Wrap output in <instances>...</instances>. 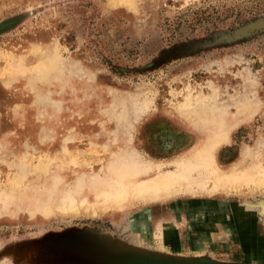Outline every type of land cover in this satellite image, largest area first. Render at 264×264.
Segmentation results:
<instances>
[{
	"label": "rangeland",
	"instance_id": "rangeland-1",
	"mask_svg": "<svg viewBox=\"0 0 264 264\" xmlns=\"http://www.w3.org/2000/svg\"><path fill=\"white\" fill-rule=\"evenodd\" d=\"M112 1L0 0V189L55 200L126 162L146 179L173 173L222 128V170L258 155L264 169V0ZM193 188L89 217L2 205L0 264H100V251L264 264V188Z\"/></svg>",
	"mask_w": 264,
	"mask_h": 264
},
{
	"label": "bare ground",
	"instance_id": "bare-ground-1",
	"mask_svg": "<svg viewBox=\"0 0 264 264\" xmlns=\"http://www.w3.org/2000/svg\"><path fill=\"white\" fill-rule=\"evenodd\" d=\"M116 1L118 4V0ZM122 1L124 3V0ZM113 4L115 5V3ZM129 6L133 7V4L130 3ZM49 56L50 54L48 52H44L42 58L38 59L35 63V66L42 63L47 69L48 67H46V65L47 62H49ZM13 61L17 60L15 59ZM24 71L15 69L12 73V77L14 78L22 75ZM193 114L195 119L201 122V124H207L214 120L204 115L205 112L204 114L198 115L199 112L195 111ZM228 135L229 131L226 128L220 129L217 136L209 140L201 151L199 150L196 153L195 150V154L193 152L191 153L194 155L188 158L186 157L185 159L183 158L184 160L181 163H177V161L176 163L179 166L177 171L173 173L160 174L154 178L146 179L143 176V170H146L145 168L148 167H144L140 164L137 166L134 164L135 162L133 163L134 165L126 162L127 166L113 169L111 172V174H113L109 176L106 181L97 179L98 182L97 180L94 182L92 178V185L90 186L89 183L85 184L84 180H82L83 183L80 181L81 183L78 184L79 191L77 195H75L76 192H73V194H69V192L62 193L55 200L50 197L32 199L30 197L27 198V196L22 193L17 194L13 188L11 190L0 189V208L2 205L8 206L10 212H13L14 210L10 208L15 209L24 202L25 205L22 210L31 217L37 214L45 218L47 217V219L53 215L89 217L99 214L104 215L120 211L123 212L131 208L135 202L155 203L166 201L178 195L181 191L191 190L195 185H197L198 188L199 186L205 188L209 182L213 184L210 195L217 193H237L241 191L242 188H248L249 186H252L253 189L264 188V169L255 173V169L261 167L260 165H262L263 162L260 155L255 156L252 166L245 169L242 166V162L233 165L229 170L226 169L227 171L222 170L218 166L215 156L216 151L220 144L228 141ZM141 163L144 164V162ZM194 172L197 173L196 178L193 176ZM77 186H75V189H77ZM3 214L8 217L11 216L9 213ZM160 228V226L157 227L156 231ZM153 238L160 240L161 236L155 233Z\"/></svg>",
	"mask_w": 264,
	"mask_h": 264
},
{
	"label": "trees",
	"instance_id": "trees-1",
	"mask_svg": "<svg viewBox=\"0 0 264 264\" xmlns=\"http://www.w3.org/2000/svg\"><path fill=\"white\" fill-rule=\"evenodd\" d=\"M100 255H98L99 257V263L100 264H169V263H166L164 261H157V260H150V259H145V258H131V257H128V258H124V259H115L113 261H111L110 259L108 258H103L102 254H101V251L98 252ZM106 259H108V261H106Z\"/></svg>",
	"mask_w": 264,
	"mask_h": 264
},
{
	"label": "water",
	"instance_id": "water-1",
	"mask_svg": "<svg viewBox=\"0 0 264 264\" xmlns=\"http://www.w3.org/2000/svg\"><path fill=\"white\" fill-rule=\"evenodd\" d=\"M122 247H124V249L131 253V254H137V255H147L146 251H143L142 249H139V248H135V247H132V246H128V245H120ZM0 253H1V250H0ZM6 259V256H2L0 258V263L3 262L4 260Z\"/></svg>",
	"mask_w": 264,
	"mask_h": 264
},
{
	"label": "flooded vegetation",
	"instance_id": "flooded-vegetation-1",
	"mask_svg": "<svg viewBox=\"0 0 264 264\" xmlns=\"http://www.w3.org/2000/svg\"><path fill=\"white\" fill-rule=\"evenodd\" d=\"M148 259H150V260H157V261H160V260H158V259H153V258H148ZM168 260H164V262H166V263H169V264H173V263H171V262H167Z\"/></svg>",
	"mask_w": 264,
	"mask_h": 264
}]
</instances>
